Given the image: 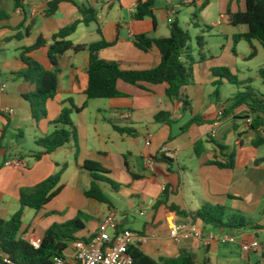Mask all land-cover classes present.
Returning <instances> with one entry per match:
<instances>
[{"label": "crops", "instance_id": "0c3cea01", "mask_svg": "<svg viewBox=\"0 0 264 264\" xmlns=\"http://www.w3.org/2000/svg\"><path fill=\"white\" fill-rule=\"evenodd\" d=\"M5 1L10 2L11 0H0V3ZM71 1L74 4L72 2L61 3L57 12L51 17L45 16V12L48 10V2L45 0H14V6H8L7 12L0 10V16L1 14L6 15L5 18H0V76L4 80H10L8 92L5 87H0V219L10 220L21 209L20 193L22 190L37 186L49 177L58 174L62 167L67 165L60 184L61 194L43 210L36 213L32 225L25 226L23 223L20 237L30 241L37 238L42 239L52 225L74 220L80 211L84 212L87 209L85 207H89L88 202L82 198H86L85 192L89 189L92 179L89 172L83 170L82 166L86 161H94L108 169L109 177L115 176L117 184L129 185L125 189L126 191L120 189L118 193L131 198L129 208L134 210L135 214L140 215L143 221L138 223L136 219H130V216L125 212L121 224L124 225V229L141 234L143 240L137 243L136 247L154 260L178 258L183 251H186L195 254L199 264L205 261H208L209 264H219V262L264 264V220L250 218L255 226L254 229L213 231L201 223L194 222L190 216L177 214L170 209V206H176L181 211L191 213L198 211L205 204L228 206L229 201H240L253 207L255 215L261 214L259 210L264 204V177L262 180H258L259 177L255 175L260 170H264V166L263 164L256 165L260 156L259 148H255L251 144L255 138V133L252 130L249 132L247 127V120L251 119H245L246 116L239 115L241 113L246 115L248 111L246 107L236 109L230 117L221 121L217 127V134L213 137L216 142L237 152L235 169L223 170L208 164L220 155L215 144L209 142L211 141L209 133L216 122L218 109L228 107L222 103L221 98L220 100L216 99L208 110V114L202 116L205 121L213 124L201 127L193 125L186 133L181 132V127L180 133L173 137L171 126L166 124L159 125L169 128L168 134L164 133L163 127L159 129V133L152 134L153 124H158L155 121V116L162 111L169 112L172 115L171 118L175 120L174 124L179 125L181 123V117H178L180 114L182 117L189 114L190 118L187 121L194 117V114L192 111L188 114L183 113L181 103L173 102L166 97L168 88L166 84H144V88H139L120 81L118 89L126 97L108 99L109 103L104 100H88L85 95L88 86V47L90 45L103 40L113 44V46L101 50L100 58L119 63L123 70L146 71L156 68L161 62L160 52L157 49L150 52L137 49L132 42L133 38L139 35H146L150 38L169 37L171 24L178 22L180 25L178 16L181 14V10L179 7L183 8L191 4L187 0H157L156 20L147 18L143 21H136L133 15L137 5L147 0ZM196 3L200 5L201 0H196ZM78 7L96 9L98 23L89 26L81 24L76 33L70 37L74 45L85 46L86 49L80 54L69 52L59 60L61 70L59 90L56 98L47 104L50 113H47L45 120L46 124L58 120L61 111L66 107H71L69 101H72L78 109L86 105L87 107L82 112L74 111L71 117L78 131V149L75 142L71 141L55 152L36 160L34 154L26 155L15 150V147L19 149L20 146H18L17 136L10 130L18 132L25 139L24 133H22L23 128L35 129L38 135H42L36 140V146L40 148L39 152H42L43 149L37 144V141L50 136L51 132L46 125L42 126L35 122L30 104L25 99V96L35 91V87L16 79L13 73L27 69V65L23 61L24 48L34 46L40 38L51 40L53 35L61 29L82 19ZM210 9L216 13V18L211 21L206 15ZM246 9V0H212L210 6L202 12L198 19L201 26L212 27L211 32L205 34L204 37L206 38V35H210L215 29H218L220 35L231 42V49L233 46L235 47L233 37L247 32V27L228 26L224 22V16L228 10L238 13L245 12ZM170 19L172 23H169ZM20 26H23L21 33L30 28V36L21 41H9L17 34L14 29ZM229 27L233 29H228ZM98 29L101 30V34ZM196 29L201 30L202 33V28ZM253 44L256 49L257 44L260 45L256 41ZM204 49L205 47L200 48L201 51ZM230 54V60L236 58L233 50L230 51ZM28 57L40 61L49 69L53 68L44 51L32 53ZM201 67L204 68L203 63ZM65 76L68 79H65ZM10 110L14 112L12 115L8 114ZM88 113H94V116L102 119L103 123L108 119L114 133L103 135L98 128H95L96 132L92 134L88 124L81 132L75 118L86 120L85 116ZM104 115H109L110 118H106ZM114 127L132 131L134 135L120 134L115 131ZM138 129H141V133L137 131ZM219 133H222V141L218 140ZM231 133L237 138L233 147L228 144ZM8 136L9 141H7ZM90 139L97 142L95 149H90ZM149 139L151 145L147 146L146 143ZM156 139H158V143H156ZM198 141L205 142V150L201 157H197L194 150ZM164 148L176 153L173 166L161 160V152ZM148 157L154 159V171L146 166L145 159ZM11 160L20 161L22 166H6L7 162ZM29 160H33L35 163L31 164ZM240 170L244 174H238ZM250 170L253 172V177L248 175ZM70 182L71 184H68ZM252 183H256L257 186L251 188ZM192 184L200 192L199 202L186 201V193L195 196ZM239 185L245 189L243 194L234 193ZM166 187H168L166 196L168 205H159L158 202L165 196ZM67 192L68 198L64 202V208L54 207L56 201V204H62V197ZM180 192L184 194L182 199ZM237 198H243V200ZM136 201L139 203L138 206ZM27 210L30 209H24V216L28 214ZM47 210L50 212H44ZM108 212L99 221H103L111 214L117 215V210L114 208H109ZM170 213L177 216V221L180 224L194 225L204 237L211 235L235 237L237 246L241 249L244 243L256 240L261 245V250L250 254H245L242 250V256L237 258L234 254L224 251L219 245L220 243L217 242L207 246L198 239H189L176 244L172 240L166 224V217ZM49 215L53 217L47 218ZM97 229L84 230L87 233L80 239H88ZM76 237H80L79 233ZM201 250H205L207 254L202 262L198 258ZM68 253H72V244L71 248L65 252V256L70 255Z\"/></svg>", "mask_w": 264, "mask_h": 264}, {"label": "trees", "instance_id": "16d2710c", "mask_svg": "<svg viewBox=\"0 0 264 264\" xmlns=\"http://www.w3.org/2000/svg\"><path fill=\"white\" fill-rule=\"evenodd\" d=\"M48 2V10L45 12L46 17L53 16L59 5L63 2H72L71 0H45ZM212 0H201L198 5L196 0L191 5L195 8L194 20L200 18V14L204 12L211 4ZM73 3V2H72ZM157 0H147L137 5L134 12L136 21H143L147 18L156 20L155 8ZM74 4V3H73ZM247 9L245 12L232 13L230 10L224 16V22L232 27H247V32L238 34L233 37L235 46L245 41L251 49V58L257 56L258 51L253 42H258L264 47V0H246ZM82 19L61 29L53 35L51 40L44 38L38 39L36 44L29 48L23 49V61L27 65V69L19 73H13L16 79L22 80L35 87L33 96H25V99L30 104L32 117L37 124L41 119L47 118V104L54 100L59 90V60L72 52L80 54L85 46H76L70 40L78 26L84 24L89 26L93 23H98V11L91 7H78ZM6 15L1 14L0 18H5ZM195 28H202V33L197 38L199 47H205V34H209L212 30L210 26H201L199 23H193ZM23 26L14 29L17 32L11 40L21 41L30 36L31 29L28 28L24 33H21ZM101 34V30L98 29ZM8 41V42H9ZM134 46L143 51L150 52L157 49L161 55L159 66L146 71H131L123 70L117 62H109L100 58L101 50L113 46L104 40L100 43L90 45L89 51V69H88V86L85 95L88 100H108L115 98H124L125 94L118 89V82L144 88V84L168 86L166 97L173 101L181 103L183 113L188 114L192 111V101L187 95L186 89L194 84L193 65L194 59L191 55L190 42L191 37L188 32L184 31L178 22H174L170 27V36L167 38H150L146 35H139L133 38ZM44 51L53 68H47L38 60L28 57L30 54ZM212 74L216 78H226L231 84H236L232 78L230 71L227 68L213 69ZM264 84V71H260ZM221 83H215V86ZM217 100H220V90L217 89L214 93ZM71 107H66L61 111L58 120L52 124L55 126V131L45 138L37 141V144L43 149L42 152L34 154L36 160H40L43 156L49 155L56 150L64 147L71 141L75 142L76 148L78 140V131L73 124L72 114L74 111L82 112L87 106L78 109L72 101H69ZM246 107L245 119H251L250 129L255 133V138L252 141V146L260 148L264 146V94L257 93L253 88L247 87L245 91L238 92L232 99L230 105L225 108L224 118L230 117L238 108ZM171 113L162 111L155 116V121L158 124H166L171 126L175 120L171 118ZM202 116L192 117L188 123L182 127L181 132L186 133L193 125L199 127L210 125ZM115 131L120 134H128L133 136L132 131L114 127ZM211 141L219 150V156L215 157L208 164L216 166L223 170H233L237 163V152L231 150L210 137ZM172 140V139H171ZM197 157H201L205 150V142L198 141L194 147ZM161 160L173 166V160L161 155ZM264 159L257 160L256 165H260ZM67 165H64L61 171L49 177L42 183L31 189H24L20 193L21 209L12 216L10 220L0 219V264H6L3 257L8 258L13 264H52L55 258H63L65 252L70 248V245L79 240L76 235L87 229L85 221H89L91 217L84 212H79L77 217L64 224H54L45 233L42 238V244L39 249H35L31 245L30 240L22 239L20 233L23 228L24 209L29 208L35 211L43 210L61 192L60 186L62 175L66 170ZM82 169L89 172L92 179L89 189L85 192L88 199L95 200L101 204L111 206L109 197L102 190L101 184H108L115 192H119L121 185L114 182L110 177V171L103 165L94 162L86 161ZM134 176V175H133ZM136 178V176H134ZM163 198L158 202L159 205H168L167 195L168 187L165 188ZM170 209L177 214L190 216L194 222L201 223L207 228L219 231H241L246 229H254L255 226L250 218L242 212H230L226 206L205 204L198 211L187 213L181 211L179 207L170 206ZM123 228L124 225L122 224ZM87 240V239H84ZM129 255L134 259L135 264H199L195 254L183 251L178 258H160L154 260L146 255L140 248L132 246L129 250ZM201 264H209L205 261Z\"/></svg>", "mask_w": 264, "mask_h": 264}, {"label": "rangeland", "instance_id": "374dc122", "mask_svg": "<svg viewBox=\"0 0 264 264\" xmlns=\"http://www.w3.org/2000/svg\"><path fill=\"white\" fill-rule=\"evenodd\" d=\"M8 6H14V0H11L10 2H3L0 3V10H4L7 12ZM213 9V8H212ZM208 10L206 12L207 17H209V20H214L216 18V13L212 10ZM179 10H181V14L179 17V22L181 28L188 32L191 37L190 42V48H191V55L194 59V65H193V73H194V84L189 86L186 91L188 97L192 101V113L194 114V117L196 116H205L208 114V110L212 106V103L215 102L216 97L214 95L215 91L217 89L220 90L221 95V101L226 106H229L231 103V99L238 93L243 92L247 87L253 88L257 93L264 94V84L263 79L261 77L260 71H264V47L257 44V50L258 55L254 58H251V49L247 42L241 41L239 42L235 47L231 49V42L227 40L224 36L220 35V31L218 32V29L211 33L210 35H206L205 38V49L204 51L200 50V47L197 42L198 36L201 35V30H198L194 27L193 23H199L198 20H194V14H195V8L193 6H185V7H179ZM202 14V13H201ZM200 14V15H201ZM217 21V19H216ZM233 29V28H228ZM233 50V52L236 55V58H231L230 60V51ZM229 52V54H227ZM203 63L204 68L201 67V64ZM219 68H227L230 71V74L232 78H234V82L236 83L231 84L226 78H216L212 74L213 69H219ZM67 77L65 76V79ZM9 79V78H8ZM68 79V78H67ZM66 82V80H65ZM221 83V85L215 86V83ZM10 80H4L3 77L0 76V87L6 89V92L10 90ZM68 87V86H67ZM34 93H31L30 95L33 96ZM106 103H109L108 100H104ZM29 107V106H28ZM215 108V107H214ZM213 108V109H214ZM28 109V108H27ZM29 110V109H28ZM96 110V109H95ZM47 113H50L49 108H46ZM240 116H246L245 113L239 114ZM106 118H110L109 115H104ZM87 121L83 118H75L77 121V124L80 127L81 132L84 131L85 125L88 124L89 131L94 134L96 132L95 128H98V130L103 134L106 135L108 133L113 134V130L111 126L109 125V120L106 119L105 123L102 122V119H98L96 115L93 114H86ZM178 117H181V123L179 125L173 124L171 125L172 131H173V137H176L180 133V128L185 126L188 123V119L190 118V115L188 114L186 117H182V114H180ZM112 118V117H111ZM225 118L221 121H223ZM46 118L41 119L39 124L40 125H46L50 129V132L55 131V126L50 123H45ZM44 123V124H43ZM117 123V122H116ZM154 123V122H151ZM154 127L151 128L152 134L159 133L160 128H164V133L168 134L170 132L169 128L161 126L159 124H153ZM145 128V127H144ZM7 129L9 127L7 126ZM141 133V129L137 130ZM248 131L250 132L251 129L248 128ZM15 136L18 138V146L15 147V150H18L19 152L29 155V154H36L39 152L40 148L36 146V140L42 135H38L37 131L30 127H24L22 130V133H24L23 136H20L18 132H14L13 130H10ZM90 133V134H91ZM222 134V133H221ZM219 133L218 140L222 141L221 135ZM45 138V137H43ZM175 139V138H174ZM237 140L236 137H234V134L231 133V136L229 137L228 144L233 147L235 141ZM7 141H9V136ZM110 144V142L108 141ZM156 143H158V139H156ZM16 144V143H14ZM97 142L90 139L89 140V147L90 149L96 148ZM12 148V147H11ZM260 159H264V146L260 147L258 150ZM31 164H34L35 162L33 160H29ZM264 166V162L261 163ZM244 174L242 170L238 172V174ZM250 177H253V172L250 170L248 172ZM256 177H259L258 180H262L264 177V170H260L257 172ZM114 182H118L115 179V176L111 178ZM68 184H71L68 183ZM193 185V184H192ZM236 187L234 193L235 194H243L244 190L242 187ZM256 187V183H252L251 188ZM102 190L104 193L109 197L111 201V206L101 204L95 200H89L85 197L82 198V200L88 202L89 207H85L86 211H84L85 214L89 215L91 219L89 221H85V224L87 226V231H92L95 228H98L100 222L99 221L103 216L108 214L109 208H114L117 210V219L121 223L123 219V214L127 212L128 216H130V219H136L139 222L143 221V218L135 214L134 210L129 208V205L131 204V198H128L124 196L123 194H119L115 192L112 187L108 184H101ZM129 187V185H122V191H126L125 189ZM193 190L195 191V196L191 195L190 193H186V201H197L199 202V198L201 197L199 195V191L195 188L193 185ZM183 193L180 192V198H183ZM68 198V192L65 193V195L62 197V204H56L57 201L54 203V207H62L64 208V202ZM201 199V198H200ZM238 200H243V198H237ZM229 201V200H228ZM227 201V202H228ZM82 202V201H81ZM229 205H223L228 208L230 212H243L248 218H254V220H264V215L262 213L264 212V204L262 205L259 212L261 214L255 215V209L253 207L248 206L246 203H242L240 201H229ZM137 206L139 205L138 201H136ZM221 205V204H220ZM195 206V205H194ZM53 207V206H52ZM241 208V209H240ZM29 209V208H28ZM244 210V211H241ZM28 214H26L23 218V223L25 226H30L34 223L35 215L38 211H35L33 209L27 210ZM46 213H49L50 211H44ZM43 212V213H44ZM53 216L49 215L47 218H51ZM107 218V217H106ZM105 218V219H106ZM87 231H81L79 232V239L84 236ZM214 231V229H213ZM216 232V231H215ZM224 251H227L228 253L234 254L237 258L242 256V249L237 246V243H226V244H219ZM71 248V245H70ZM70 254V253H68ZM207 254L205 250H201L199 252V261L202 262L205 260ZM260 257H262L260 255ZM261 259V258H260ZM219 264H226V262L222 263L219 262Z\"/></svg>", "mask_w": 264, "mask_h": 264}, {"label": "built area", "instance_id": "2783aa9c", "mask_svg": "<svg viewBox=\"0 0 264 264\" xmlns=\"http://www.w3.org/2000/svg\"><path fill=\"white\" fill-rule=\"evenodd\" d=\"M189 4L193 3V0H187ZM172 23V20H169ZM12 110L8 111V114L12 115ZM225 115V108L221 107L217 111L216 122L209 133L210 137H214L217 134V127ZM251 120H247V127H251ZM147 146L151 145V140H147ZM165 154L167 158L174 160L176 153L164 148L161 152ZM146 166L154 171V159L148 157L145 159ZM6 166L9 167H21L22 163L17 160L8 161ZM166 224L170 232L172 240L176 244H180L185 240L198 239L203 241L207 246L213 243H236L237 239L231 236H208L204 237L203 234L194 226H185L177 221V216L170 213L166 217ZM121 223L118 221L116 215L111 214L104 219L98 226L97 231L89 237L87 240L79 239L72 243V253L63 258H55L52 264H135L134 259L129 255V250L132 246H136L137 243L143 240L140 233L124 229L121 227ZM42 244V239H32L31 245L35 249H39ZM242 250L245 254L251 252H257L261 250V245L256 241L251 243H244ZM1 256V253H0ZM3 261L6 264H13L8 258L3 257Z\"/></svg>", "mask_w": 264, "mask_h": 264}]
</instances>
